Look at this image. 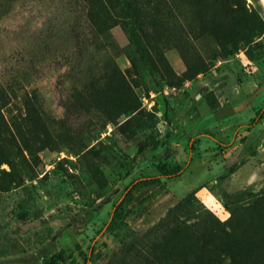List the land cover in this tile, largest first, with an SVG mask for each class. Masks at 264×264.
<instances>
[{
    "label": "rangeland",
    "instance_id": "1",
    "mask_svg": "<svg viewBox=\"0 0 264 264\" xmlns=\"http://www.w3.org/2000/svg\"><path fill=\"white\" fill-rule=\"evenodd\" d=\"M130 1L0 0V264H264V0Z\"/></svg>",
    "mask_w": 264,
    "mask_h": 264
},
{
    "label": "trees",
    "instance_id": "2",
    "mask_svg": "<svg viewBox=\"0 0 264 264\" xmlns=\"http://www.w3.org/2000/svg\"><path fill=\"white\" fill-rule=\"evenodd\" d=\"M120 5L122 6L125 14L127 16V21L125 22L126 32L128 34L129 41L132 45L137 46L138 41V31L137 24L135 21L133 13V5L130 0H119ZM136 49H139L136 48ZM139 51V50H138ZM151 73L154 75L153 70ZM264 118V105L256 112L255 116L252 118L251 123L248 125L249 128L253 127L256 123L261 121ZM151 146L147 143H142L139 148V153L144 154L149 150L156 149V146ZM158 174L150 175L142 178H138L132 181L125 190L123 199L115 206L113 211L112 220L108 226H111L115 219H123L129 211L130 204L134 199H140L144 197L146 191L149 188H154L162 184L163 179H174L181 176L187 168V164H181L180 162H169V161H160L156 165ZM17 217L20 219H26L28 217V211L24 210L17 214ZM43 257L40 255H31L29 258H21L24 264H36L38 260Z\"/></svg>",
    "mask_w": 264,
    "mask_h": 264
},
{
    "label": "water",
    "instance_id": "3",
    "mask_svg": "<svg viewBox=\"0 0 264 264\" xmlns=\"http://www.w3.org/2000/svg\"><path fill=\"white\" fill-rule=\"evenodd\" d=\"M110 199V197H108L105 201H108Z\"/></svg>",
    "mask_w": 264,
    "mask_h": 264
},
{
    "label": "bare ground",
    "instance_id": "4",
    "mask_svg": "<svg viewBox=\"0 0 264 264\" xmlns=\"http://www.w3.org/2000/svg\"><path fill=\"white\" fill-rule=\"evenodd\" d=\"M260 243V242H259ZM262 254V253H261Z\"/></svg>",
    "mask_w": 264,
    "mask_h": 264
}]
</instances>
